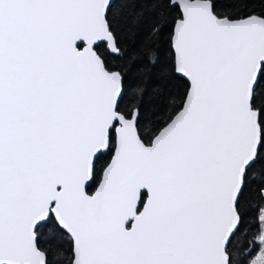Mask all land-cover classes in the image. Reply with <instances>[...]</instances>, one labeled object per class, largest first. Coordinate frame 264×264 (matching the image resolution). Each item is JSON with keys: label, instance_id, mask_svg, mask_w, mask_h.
Wrapping results in <instances>:
<instances>
[{"label": "snow or ice", "instance_id": "snow-or-ice-1", "mask_svg": "<svg viewBox=\"0 0 264 264\" xmlns=\"http://www.w3.org/2000/svg\"><path fill=\"white\" fill-rule=\"evenodd\" d=\"M143 2L177 81L148 135L112 0H0V264H264V0Z\"/></svg>", "mask_w": 264, "mask_h": 264}, {"label": "trees", "instance_id": "trees-1", "mask_svg": "<svg viewBox=\"0 0 264 264\" xmlns=\"http://www.w3.org/2000/svg\"><path fill=\"white\" fill-rule=\"evenodd\" d=\"M259 5L251 0L249 8ZM143 0H114L109 13V19L117 32L120 53L107 54L110 67L120 70L124 76V85L127 90L124 103L134 101L140 106L142 117V131L150 134L157 126L159 113L164 112L171 103V94L176 91L177 81L168 73L171 61V49L168 43V34L165 32L159 41L153 38L150 49L145 40L148 33V24H141L136 30H129L125 26L128 18L137 10L144 9ZM123 29V30H122ZM143 89V94H137L135 89ZM255 216L250 211L249 219ZM47 235L45 239H47ZM51 249L56 251L57 240H50Z\"/></svg>", "mask_w": 264, "mask_h": 264}, {"label": "water", "instance_id": "water-1", "mask_svg": "<svg viewBox=\"0 0 264 264\" xmlns=\"http://www.w3.org/2000/svg\"><path fill=\"white\" fill-rule=\"evenodd\" d=\"M114 0H112V3H113ZM112 55H118V54H112Z\"/></svg>", "mask_w": 264, "mask_h": 264}]
</instances>
